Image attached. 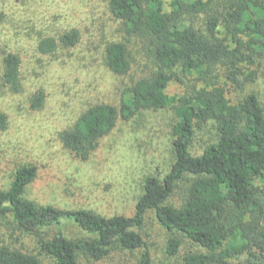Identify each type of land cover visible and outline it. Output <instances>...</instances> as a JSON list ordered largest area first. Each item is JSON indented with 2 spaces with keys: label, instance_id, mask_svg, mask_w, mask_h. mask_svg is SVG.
<instances>
[{
  "label": "trees",
  "instance_id": "trees-1",
  "mask_svg": "<svg viewBox=\"0 0 264 264\" xmlns=\"http://www.w3.org/2000/svg\"><path fill=\"white\" fill-rule=\"evenodd\" d=\"M112 16L123 27L124 39L108 43L107 67L126 76L132 69L129 43L138 39L154 64L149 76L123 91L119 106H90L75 124L60 133L63 146L87 160L102 138L119 121L143 111L172 108L175 160L163 178L148 177L135 214L105 217L90 210H61L27 200V187L37 167L18 169L8 189H0V215H10L30 233L55 228L41 237L42 252L55 264L96 261L115 250L143 251L140 264H155L144 227L150 217L170 234L166 253L175 257L188 241L198 250L187 252L180 264H264V106L246 85L256 78L246 65L264 56V0H108ZM78 28L38 44L40 55L77 47ZM2 80L14 94L23 91L21 57L3 54ZM194 80L183 95L171 96V82ZM223 80V81H222ZM242 92L236 102L231 92ZM43 91L30 100L33 110L45 103ZM208 125L215 131L200 154L192 147ZM8 126L0 113V130ZM184 184L179 206L169 204L175 188ZM74 221L86 233L82 239L65 235L62 224ZM0 264H43L36 255L0 246Z\"/></svg>",
  "mask_w": 264,
  "mask_h": 264
},
{
  "label": "rangeland",
  "instance_id": "rangeland-1",
  "mask_svg": "<svg viewBox=\"0 0 264 264\" xmlns=\"http://www.w3.org/2000/svg\"><path fill=\"white\" fill-rule=\"evenodd\" d=\"M71 28L82 33L77 47L59 48L49 56L39 54L41 39L58 37ZM124 36L122 24L109 11L108 0H0V44L4 55L16 53L21 57L23 82V91L12 93L3 83L0 60V113L8 119L7 128L0 130V189L10 187L18 169L35 166L37 177L27 187V200L61 210L130 217L144 193L145 180L163 179L170 172L177 123L171 107L143 111L129 121H119L87 160L67 150L59 138L90 106H119L123 91L154 69L138 39L128 44L132 53L130 73L118 76L108 69L105 48ZM246 67L247 73H256V78L244 92L254 93L264 106V56ZM193 83L191 79L171 82L167 92L183 95ZM39 91L45 93V103L42 109L33 110L30 100ZM242 95L232 91L228 98L236 102ZM214 134L212 125L197 133L192 152L200 154ZM184 193V184H179L169 204L179 206ZM62 226L71 239L87 236L74 221L66 220ZM144 231L155 264H180L187 252L198 250L186 241L180 254L168 256L170 234L153 217ZM55 232V228L26 232L10 215H0V246L36 255L43 264L55 263L42 252L39 240L52 238ZM142 253L115 250L99 261L83 257L80 264H140Z\"/></svg>",
  "mask_w": 264,
  "mask_h": 264
}]
</instances>
